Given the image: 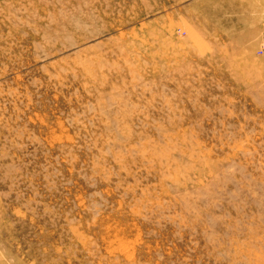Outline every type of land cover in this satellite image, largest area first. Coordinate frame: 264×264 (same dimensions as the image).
Returning a JSON list of instances; mask_svg holds the SVG:
<instances>
[{"label":"rangeland","instance_id":"obj_1","mask_svg":"<svg viewBox=\"0 0 264 264\" xmlns=\"http://www.w3.org/2000/svg\"><path fill=\"white\" fill-rule=\"evenodd\" d=\"M0 264H264V0H0Z\"/></svg>","mask_w":264,"mask_h":264}]
</instances>
